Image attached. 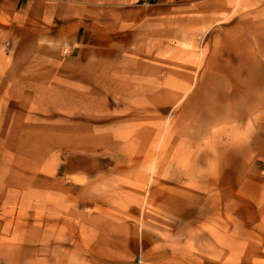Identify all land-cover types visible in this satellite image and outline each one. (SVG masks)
<instances>
[{
	"label": "rangeland",
	"instance_id": "rangeland-1",
	"mask_svg": "<svg viewBox=\"0 0 264 264\" xmlns=\"http://www.w3.org/2000/svg\"><path fill=\"white\" fill-rule=\"evenodd\" d=\"M261 97L264 0H0V264H264Z\"/></svg>",
	"mask_w": 264,
	"mask_h": 264
},
{
	"label": "bare ground",
	"instance_id": "bare-ground-1",
	"mask_svg": "<svg viewBox=\"0 0 264 264\" xmlns=\"http://www.w3.org/2000/svg\"><path fill=\"white\" fill-rule=\"evenodd\" d=\"M254 42L257 45V41L255 40ZM246 46H248V45H246ZM241 49H244V48H241ZM239 51H241V50H239ZM258 53H262L260 48H258L255 53H252L250 51V49H245L243 55L248 56V57H245L246 59H244L243 63H241V62L239 64L231 63V67H230V70L228 69L227 75L230 76L234 81H237V80L241 79L242 77H244L245 71H246L244 69V66L247 67L249 63L250 64L252 63L254 66H256L257 65L256 55ZM239 54L241 55V52ZM261 98H262L261 101H264V97H261Z\"/></svg>",
	"mask_w": 264,
	"mask_h": 264
}]
</instances>
